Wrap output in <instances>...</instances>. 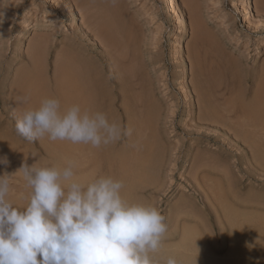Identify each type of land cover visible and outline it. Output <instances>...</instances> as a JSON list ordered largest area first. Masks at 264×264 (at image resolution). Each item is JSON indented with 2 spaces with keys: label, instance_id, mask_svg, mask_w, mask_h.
<instances>
[{
  "label": "rangeland",
  "instance_id": "obj_1",
  "mask_svg": "<svg viewBox=\"0 0 264 264\" xmlns=\"http://www.w3.org/2000/svg\"><path fill=\"white\" fill-rule=\"evenodd\" d=\"M93 1L0 0V142L18 154L1 156L9 163L0 164V175L13 173L8 199L27 202L30 189L22 173H14L23 158L30 157L32 164L34 154L40 165L55 164L39 140L29 142L16 131L14 118L8 116L11 87L36 61L38 70L29 78L37 85L49 84L61 50L89 44L83 54L101 73L115 74L104 76L116 84L107 89L109 118L128 127L133 123V150L128 149L130 138L109 146L115 166L119 158L125 162L120 169L114 166V174L125 173L126 183H146L128 199L157 207L169 226L157 254L161 264L169 256L182 264H264V172L252 164L250 149L228 130L238 120L236 111L255 104L264 110V0H251L250 21L243 20L241 0H177L178 13L171 17L164 0ZM97 9L113 22L116 35L114 45L105 49L88 36L87 21ZM121 22L128 32L124 38H118ZM180 36L183 60L174 56ZM41 42L46 46L42 51L36 47ZM199 97L206 105L200 106ZM204 110L214 111L223 125L199 119ZM141 141H153L155 153ZM144 150L152 153L148 163L139 159ZM247 200L249 205H244ZM233 214L250 215L245 221L252 223L246 226ZM184 228L189 233L193 229L195 239ZM188 235L196 248L190 240L192 246L184 249ZM181 238L187 239L184 244Z\"/></svg>",
  "mask_w": 264,
  "mask_h": 264
},
{
  "label": "clouds",
  "instance_id": "obj_2",
  "mask_svg": "<svg viewBox=\"0 0 264 264\" xmlns=\"http://www.w3.org/2000/svg\"><path fill=\"white\" fill-rule=\"evenodd\" d=\"M28 100L27 94L16 97L17 103ZM15 127L29 142L47 137L96 149L134 132L105 112L62 107L55 96L20 113ZM31 157L34 163L25 160L14 172L30 189L26 204L8 199L13 173L0 175V264H161L157 254L169 230L161 210L126 198L124 182L111 175L78 179L74 159L60 167ZM8 163L0 157V164ZM164 264L182 262L169 256Z\"/></svg>",
  "mask_w": 264,
  "mask_h": 264
},
{
  "label": "bare ground",
  "instance_id": "obj_3",
  "mask_svg": "<svg viewBox=\"0 0 264 264\" xmlns=\"http://www.w3.org/2000/svg\"><path fill=\"white\" fill-rule=\"evenodd\" d=\"M79 1L81 3H84V4H87L90 2L94 3L93 0H79ZM176 1L177 0H164L163 1L164 2L163 7H164L166 13L169 15V17L176 15L178 13ZM241 1H242V8L244 10L242 13L243 20L244 21H250L251 20V14H253V11L251 8V6H252L251 0H241ZM97 6H95V7H97ZM98 8H99V6H98ZM71 12H72V14H74V11H71ZM89 16L90 17L88 18V21H87L88 22V25H87L88 29L87 30L89 32L88 36L91 35L93 38H95L94 40L99 41L100 45H102L104 49L111 46L112 44L114 45L113 42H114L116 35L114 34L113 22L110 19H107L106 17H104L103 14L100 15L98 9L94 12H90ZM74 18H75L74 15H72L71 21H74ZM121 24H122V26L118 31V38H124L126 36V33H128V32H126V30L124 28V25H123L124 22H121ZM22 30L24 31L25 27H22ZM180 32H184V27H182ZM181 38H182L181 36L177 37L178 41H177V44H176L175 49H174V56L176 59L178 58L180 60H183V48L181 45ZM39 45L40 46H38V44H37L36 47H38V48L40 47L39 49L41 51L43 49H46L45 43L41 42ZM88 46H89V44H85V45L77 46V47L73 46V45H67L65 49L61 50V52H60L61 59H60L59 63L57 62V64H56L55 71H54V77L50 78L51 80H50L49 84H45V85L38 84L37 85V82H35V79L33 81L32 78H34V77H32L31 73L32 74L36 73V72H34L35 69L38 70V68H37L38 62L37 61H36L37 64L35 61H34L35 64L34 63L30 64V69L22 70L18 74V77H17L16 81L14 82L15 83L14 86L11 87L12 89H11L10 97H11V102H12V108H11L10 112L8 113V116H10L9 118H11V120H13L12 118H14V122H16L15 119H17V117L20 113H22L23 111H25L29 107H32V108L38 107L40 101L43 98H46L49 96H55L56 98H58L61 102L62 107H69L73 104H79L82 109H87V110H90L93 112L102 111V112H105L107 115H109L111 104H110V96H109L107 89L109 87L114 88V89L116 88V84L110 83V81H109V79L111 77H115V74L113 72H108L107 74L101 73V71L98 69V67H96V65L88 59V56H85L83 54V52L88 49ZM114 49L115 48H113V51H114ZM33 50L34 49H32L31 52ZM112 69H114V67H112ZM101 74H103V75H101ZM30 75L32 78H29ZM105 75L110 77V78L108 80L105 79V77H104ZM183 75H184L183 77H185L186 74L183 72ZM33 82H35V84H33ZM25 94H27L29 96L28 102L24 103V104L17 103L16 97L20 96V95H25ZM199 99H200V101H199L200 106L206 105V101L203 100V98L199 97ZM129 109H130L129 106L126 105V107L124 108V111L128 112ZM236 112H235V116H236V120L238 119L237 122L234 123L233 125L229 126V127L228 126H226V127H228L229 132L233 133V137L235 138L237 143L241 144L242 146L246 145L247 148L250 149L251 154H252V157L250 158V160H251V162H253L252 164L254 165V163H255L257 170H259L260 172H264V110L259 108L258 105L255 104V106L253 108L245 109L242 112L240 111L241 112L240 114L236 113ZM240 116H242L241 117L242 120L244 117L243 122L239 121ZM198 118L202 119V121H204L205 123L210 122V123L215 124V125L222 124V122L224 123V121H222L219 118V116L212 110H204V112H202ZM132 124L133 123L130 122V124H129L130 127H132ZM225 124H226V122H225ZM256 129H257V131H256ZM134 136L135 135L133 132V136L130 138V140L128 139V147H129L128 149L133 150L136 147V144H135V146H133L134 144L132 141L134 139ZM39 141L43 144V146L45 148V152H47V155H48V153L51 155L55 165L63 167L66 160L74 159L78 164V168L76 169V174H77V178L80 180L88 181V180H91L98 175H111L114 178L120 179L124 182V188L122 191H123V194L126 196V198H128V196L130 195V193L132 191H134L138 188H140L141 190H144L146 188L145 187L146 183H140V184H138L136 182L134 184L133 183H126L128 178L126 177V174L123 172L120 173L119 175L114 174L115 173L114 168L117 165L115 166L114 162H116V161L113 158L109 157V152H110L109 146L96 149V148L91 147L90 145L72 144L69 141H59V140L51 141L47 137L41 138ZM137 142H138V139H137ZM144 142L145 141L142 142L144 146L149 145V144L144 143ZM149 148L151 151H154V153L157 150L156 145L153 141L149 145ZM0 154H1L0 157L2 155L3 156H8V155L17 156L18 155L16 152V149L14 150L13 148H11V146L5 145L4 143H1V142H0ZM21 156H23V155H21ZM21 158H23V157H21ZM151 158H152V153L149 152L147 154V151L144 150L139 159L145 163H148V161ZM116 159H118V158H116ZM23 160L24 161L27 160V163L32 162V159L30 157L28 159H27V157L25 159L23 158ZM118 163H119V165L117 166L118 167L117 169H120L119 167L120 166L123 167V163H125V162H123L122 159L119 158ZM15 166L19 167V163L16 162ZM146 175H147V173H145L143 175V177L145 178ZM143 187H145V188L142 189ZM137 191H139V190H137ZM233 196H234V194H233ZM234 197H236V196H234ZM249 201L250 200H247L245 203L243 202L244 205H249L248 204ZM15 203H16V205L26 204V202H24V201L18 202V203L16 201H14L13 204L15 205ZM221 205H223V203ZM251 206H253V204H251ZM224 207L225 206H223L222 209L227 210ZM231 210H230V212H231ZM226 213H227V211H226ZM228 214H226V216ZM235 216H238V218H240L242 215L239 216V214L238 215L233 214L234 218H235ZM249 216L250 215H248L247 217H249ZM230 217L231 216H229V221L231 220ZM233 217H231V218H233ZM247 217L244 215V217H241V219L243 218L244 221L248 220V219L249 220L252 219V218H247ZM238 221H236V222H238ZM246 222L247 221L244 222L245 225H246ZM249 222H251V221H249ZM249 222H247V223H249ZM235 223H233V224L230 223V225L232 226ZM238 223L241 226L240 222H238ZM235 225H237V224H235ZM242 225H244V224L242 223ZM246 226H245V228H246ZM249 226H250V223H249ZM253 226H254V224H253ZM253 226L251 228H254ZM183 230L185 231L186 229L184 228ZM189 230L190 229L186 230L185 232L183 231V232L186 233ZM238 230L241 231L240 228ZM242 230H244V229H242ZM191 231H194V230L192 229ZM191 231H190V233H191ZM240 231H238V232H240ZM183 232H182V234L184 235ZM188 233L189 232H187L186 234H188ZM240 234H242L241 236L244 235L243 232L239 233V235ZM191 235H193L191 237H193V238L195 237V234L191 233ZM196 236L200 237L198 233L196 234ZM191 237H189V235L187 236V238H190L189 242L187 239H186L187 240V242H186L185 239L181 238L184 240L183 244L185 242L188 243V244L185 243L186 246L184 245L185 246L184 249H187L186 248L187 245H190V246L195 245L194 241H193L195 238L191 239ZM190 240H191V242H193V243H191L192 245L190 244ZM196 240H198L197 242L201 241L199 239H196ZM237 240H238V242L240 241V239H235L234 242L238 243ZM249 240L250 239H248V241ZM252 241L254 243L255 240L253 239ZM244 242H246V241H244ZM235 243H233V245ZM246 243H247L246 245L248 248V242H246ZM200 244H202V241ZM238 245H240V242L236 246H238ZM200 247L202 248L203 246H200ZM194 248H196V247L194 246ZM201 248H200V250H202ZM240 248L241 247H239V249ZM232 250H233V247H232ZM199 263H201V262H199Z\"/></svg>",
  "mask_w": 264,
  "mask_h": 264
}]
</instances>
